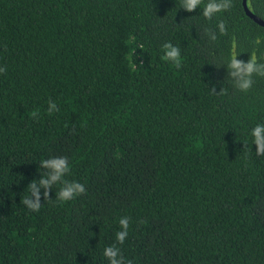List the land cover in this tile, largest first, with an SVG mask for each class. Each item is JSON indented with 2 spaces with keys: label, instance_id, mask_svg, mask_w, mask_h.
Segmentation results:
<instances>
[{
  "label": "trees",
  "instance_id": "trees-1",
  "mask_svg": "<svg viewBox=\"0 0 264 264\" xmlns=\"http://www.w3.org/2000/svg\"><path fill=\"white\" fill-rule=\"evenodd\" d=\"M209 3L227 7L205 17ZM186 4L0 0V264H110L109 246L121 264H264L251 136L264 125V26L241 0ZM246 5L264 19V0ZM233 58L255 59L247 91ZM61 156L70 170L45 198L41 161ZM65 181L86 192L59 200ZM33 183L39 211L23 203Z\"/></svg>",
  "mask_w": 264,
  "mask_h": 264
},
{
  "label": "clouds",
  "instance_id": "clouds-1",
  "mask_svg": "<svg viewBox=\"0 0 264 264\" xmlns=\"http://www.w3.org/2000/svg\"><path fill=\"white\" fill-rule=\"evenodd\" d=\"M200 0H187L186 7L188 10H192ZM226 4L209 3L204 9V16L211 17L214 13L219 12L226 8ZM221 31L224 30V26L220 24ZM165 50L163 59L166 61L171 60L176 68L180 67V50L174 47L172 44L165 42L162 45ZM234 71L231 75L238 77L237 85L242 91H247L251 85V75L253 72L257 71V66L255 59H250L247 63L233 58L229 65ZM6 69L0 67V73L5 72ZM264 74V73H262ZM48 111L51 113L53 111H59L58 106L54 102L49 103ZM35 115V113L33 114ZM264 132V125L257 124L251 130V136L253 138V143L255 145V152L257 155H264V136L261 133ZM41 165L45 168L51 169V174L47 179H40L39 184L43 185L46 189L44 197H50V189L54 184L63 180L66 173L69 172L70 166L67 157H53L50 159H45L41 161ZM31 196L26 197L23 203L32 211H39L40 209V194L38 191L37 183L30 185ZM86 189L83 184L72 181H65L63 186L58 192V199L61 201H68L73 199L75 196L83 194ZM121 230L115 234L116 241L119 244H123L128 235V228L130 224V219L128 217H121L119 220ZM104 255L108 258L110 264H121V260H118V249L112 246L105 248ZM130 264V262H129Z\"/></svg>",
  "mask_w": 264,
  "mask_h": 264
},
{
  "label": "water",
  "instance_id": "water-1",
  "mask_svg": "<svg viewBox=\"0 0 264 264\" xmlns=\"http://www.w3.org/2000/svg\"><path fill=\"white\" fill-rule=\"evenodd\" d=\"M241 5H242L243 10H244V12H245V14H246L247 16H249V17H250L253 21H255L256 23H258V24L264 26V19H262V18H260L259 16L255 15L254 13H252V12L248 9V7H247V5H246V0H241Z\"/></svg>",
  "mask_w": 264,
  "mask_h": 264
}]
</instances>
